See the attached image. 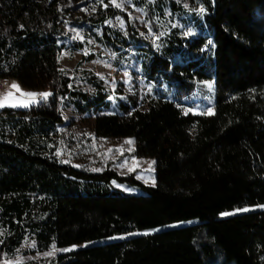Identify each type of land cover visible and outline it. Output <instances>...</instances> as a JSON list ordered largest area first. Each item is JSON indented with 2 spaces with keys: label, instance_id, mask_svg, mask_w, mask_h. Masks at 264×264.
<instances>
[{
  "label": "trees",
  "instance_id": "16d2710c",
  "mask_svg": "<svg viewBox=\"0 0 264 264\" xmlns=\"http://www.w3.org/2000/svg\"><path fill=\"white\" fill-rule=\"evenodd\" d=\"M133 2L156 47L116 7L72 19L75 0H0V78L50 93L27 107L0 108V262L28 234L36 251L69 248L50 264H264V207L221 215L264 204V0ZM197 8L212 16L206 51L172 25ZM117 15L123 30L107 23ZM64 18L87 25L114 65L134 59L152 81L151 105L170 99L177 111L132 113L143 102L134 89L117 100L118 113L104 112L112 94L104 80L88 69L76 77L59 63ZM175 64L213 80L212 113L182 110L190 87ZM64 111L93 114L96 136L131 137L132 155L154 159V184L134 172L62 162ZM112 181L143 194L112 189Z\"/></svg>",
  "mask_w": 264,
  "mask_h": 264
},
{
  "label": "rangeland",
  "instance_id": "374dc122",
  "mask_svg": "<svg viewBox=\"0 0 264 264\" xmlns=\"http://www.w3.org/2000/svg\"><path fill=\"white\" fill-rule=\"evenodd\" d=\"M133 1L75 0V8L67 14L74 19L92 14L98 5L116 7L127 13L137 30L142 35L152 38L156 47L151 25L145 20L143 9ZM64 2L65 0H57L58 6H61ZM182 5L187 7V1H183ZM193 13L182 20L175 18L172 25L179 27V35L190 39L195 48L206 51L211 44V39L208 38L212 20L211 13H207L202 8L195 9ZM262 14L264 15V10H262ZM107 23L121 30L125 27L123 19L118 15L108 19ZM59 25L63 31V37L59 39V43L63 44V49L58 58L60 65L69 69L76 77L81 69H88L104 80L112 91L109 97L110 107L104 112L118 113L117 100L125 101L126 95L132 93L134 89L140 91L143 102L132 109V113L158 114L175 113L177 111L178 102L170 99L164 100L158 107L151 105V99L147 95L149 92L148 87L152 84V81H146L138 73L139 66L134 59L130 58L126 62L121 61L120 64L114 65L111 61L112 54L88 36L87 25H77L67 18L60 19ZM175 75L178 76L179 81L185 82L190 87V90H188L190 94H186L181 99L183 103L182 110L192 113H212L213 80L201 73L187 70L181 64H175ZM76 83L84 87L79 80ZM13 84L18 86V90L11 87ZM116 89H120L122 93L116 92ZM36 91L22 86L14 78L2 80V83H0V104H3V106L27 107L43 97L36 98L35 96L26 95L27 93L36 94ZM9 93H11V96L8 95ZM43 93L46 92L43 91ZM190 102L194 105L189 106ZM64 113V122L58 126L59 145L56 150L62 162L88 171L98 172L109 167L119 174L134 172L135 176L142 182L150 185L154 184V159L132 155L134 140L131 137L96 136L93 114H74L70 116L67 111H64ZM127 141H132V143H126ZM110 187L127 194H143V191L139 188L125 183L112 181ZM263 207L264 204L234 207L222 212L221 215L235 214L243 212L244 209H260ZM163 227H166V225ZM68 249L52 245L44 252L36 251L32 237L27 234L15 253L10 257H4L0 264L23 261L32 264H50L56 253Z\"/></svg>",
  "mask_w": 264,
  "mask_h": 264
},
{
  "label": "snow or ice",
  "instance_id": "6c2138e0",
  "mask_svg": "<svg viewBox=\"0 0 264 264\" xmlns=\"http://www.w3.org/2000/svg\"><path fill=\"white\" fill-rule=\"evenodd\" d=\"M117 6H119V5H117ZM11 87L16 88L18 90V86L15 84L11 85ZM209 87H211V86L209 85ZM8 95L11 96V93H9ZM26 95L35 96L36 94L35 93H27ZM40 95H42L44 98H47V96H49L50 93H41ZM2 106H3V104H0V107H2ZM126 143L130 144V143H132V141H127ZM244 211H247V209H244Z\"/></svg>",
  "mask_w": 264,
  "mask_h": 264
},
{
  "label": "built area",
  "instance_id": "2783aa9c",
  "mask_svg": "<svg viewBox=\"0 0 264 264\" xmlns=\"http://www.w3.org/2000/svg\"><path fill=\"white\" fill-rule=\"evenodd\" d=\"M2 80H3V78H0V83H2ZM41 93H43V92L36 91L35 97L36 98H41V96H42V95H40Z\"/></svg>",
  "mask_w": 264,
  "mask_h": 264
},
{
  "label": "crops",
  "instance_id": "0c3cea01",
  "mask_svg": "<svg viewBox=\"0 0 264 264\" xmlns=\"http://www.w3.org/2000/svg\"><path fill=\"white\" fill-rule=\"evenodd\" d=\"M156 39H157V38L154 36V37H153V40H156ZM169 69H171L170 66H169ZM169 69H168V70H169ZM138 73H140V71H138ZM141 76H142V75H141ZM142 77H144V76H142ZM144 78H145V77H144ZM6 79H8V78H3V80H6Z\"/></svg>",
  "mask_w": 264,
  "mask_h": 264
}]
</instances>
